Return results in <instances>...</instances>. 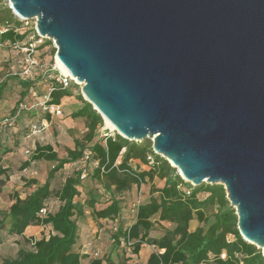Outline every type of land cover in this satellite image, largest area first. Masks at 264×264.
Returning <instances> with one entry per match:
<instances>
[{
  "label": "water",
  "instance_id": "1",
  "mask_svg": "<svg viewBox=\"0 0 264 264\" xmlns=\"http://www.w3.org/2000/svg\"><path fill=\"white\" fill-rule=\"evenodd\" d=\"M7 1L120 136L223 185L264 256V0Z\"/></svg>",
  "mask_w": 264,
  "mask_h": 264
},
{
  "label": "trees",
  "instance_id": "2",
  "mask_svg": "<svg viewBox=\"0 0 264 264\" xmlns=\"http://www.w3.org/2000/svg\"><path fill=\"white\" fill-rule=\"evenodd\" d=\"M24 25L8 1L0 0V28L6 29L0 34V44L17 50L23 47L28 36V32L22 31ZM52 44L47 40L37 50V77L9 75L0 82V101L12 83L19 86L20 100L11 115L14 125L21 105L29 106L33 97L48 99L47 107L61 106L65 99L76 97L81 107L71 117L83 121L85 132L81 138L74 139V148L68 149L65 157L60 158L50 144H36L30 160L22 164V170L37 162L49 163L51 168L43 184L24 178L26 188H35L24 198L14 193L11 206L7 210L0 209V247L4 231L10 236H22L29 227L40 226L51 228L52 233L49 237L28 241L32 248H19L14 257L3 259L2 264H84L89 256L78 246L79 222L88 215L98 223H118L112 240L113 250H121V254L117 259L108 255L89 260L87 264H139L137 260L145 245L154 249L145 264H264L262 250L242 238L236 210L223 185L205 183L195 187L186 182L167 159L154 152L151 140L131 142L119 134L99 138L104 119L83 98L80 86L71 81L69 87H64L52 63L47 71H41L40 52ZM54 53L56 50H52V55ZM43 81L48 88L42 97L38 85ZM41 111L43 118L51 122L53 114L43 108ZM12 126H0V129ZM18 147V142L13 148L8 146L0 131V179L9 178L8 168L1 166L3 158ZM84 162L94 166L92 173L86 167H79L66 177L59 189L53 187L66 165ZM134 162L139 165L135 167ZM140 164L146 168L142 169ZM90 175L97 186L87 190L84 180ZM156 180L164 181V187H157ZM142 185H150V197L137 206L135 222L126 226L122 221V196ZM52 198L60 203L54 213L47 210ZM45 209L46 213L42 214ZM194 220L198 227L191 231L190 224ZM154 232L161 235L153 236Z\"/></svg>",
  "mask_w": 264,
  "mask_h": 264
},
{
  "label": "rangeland",
  "instance_id": "3",
  "mask_svg": "<svg viewBox=\"0 0 264 264\" xmlns=\"http://www.w3.org/2000/svg\"><path fill=\"white\" fill-rule=\"evenodd\" d=\"M9 4V3H8ZM36 20H30L29 25L26 26V30H31L35 27ZM31 28V29H30ZM52 50L57 48L53 42L52 46L46 47L40 52L41 71H47L50 68L51 63L53 67L62 72L58 66V59L56 53L52 55ZM22 53L17 49L0 47V82L9 75H18L20 73V61L22 59ZM53 59V61H51ZM63 73V72H62ZM78 83L76 80L74 81ZM39 84V83H38ZM79 92H81V85ZM41 88V96L43 97L47 90V83L43 81L38 85ZM20 88L16 83H12L10 89L5 93L4 98L0 101V121L10 119L14 113L16 106L20 100L19 96ZM43 100L33 97L29 109L22 111L17 115L16 122L12 127L1 128L0 131L4 135V141L8 146L12 148L15 143H19V147L15 149L13 153L6 155L3 158L1 166L8 168L9 178L2 177L0 179V209L7 210L13 203L12 195L19 193L23 198L28 195L35 187L26 188L24 185V178L35 179L40 184H43L48 176V172L51 165L46 162L33 163L29 168L22 170L21 166L26 160H30L36 144L53 146L55 151L59 153L60 158H63L67 154L68 149L74 148V139L81 138L85 132V125L81 120L72 119L71 115L81 107V103L78 102L76 97L67 98L63 102L60 115H53L52 121L48 122L43 118V112L41 111ZM40 125L38 127L37 125ZM36 125L37 127L31 128ZM31 128V129H30ZM99 138L101 139L106 134L115 135L118 134L116 129L107 125V121L104 120V125L99 129ZM139 165V163H133ZM79 167H86L90 173L94 166L92 164H70L57 175L53 183L55 189H59L67 176L71 175ZM145 168V166H142ZM178 171V170H177ZM179 174V172H178ZM180 175V174H179ZM4 183H1V182ZM157 187H162L164 181L156 180ZM85 189L90 190L96 188V184L91 179V175L84 180ZM82 192L86 195V190ZM149 186L142 185L137 189L134 187L131 191L122 196L124 201V211L122 213V221L126 226L131 225L134 222L136 215V208L138 204L147 201ZM103 194V191H100ZM59 201L56 198H52L47 205L48 212H56L59 208ZM116 223L100 221L96 222L88 215L87 219L80 221V240L79 249L84 251L89 260L99 259L108 255L117 259L121 250L114 251V245L112 240V232H115L117 227ZM52 231L51 228H45L40 226H32L28 228L22 236H10L7 231L3 233V244L0 247V264L3 259L7 257H14L17 251L21 247L32 248V244L28 241H34L44 237H49ZM153 236H160V232L152 233ZM153 249L148 246H144L140 258L137 260L139 264H145L148 256ZM85 261L84 264H87Z\"/></svg>",
  "mask_w": 264,
  "mask_h": 264
},
{
  "label": "built area",
  "instance_id": "4",
  "mask_svg": "<svg viewBox=\"0 0 264 264\" xmlns=\"http://www.w3.org/2000/svg\"><path fill=\"white\" fill-rule=\"evenodd\" d=\"M9 7H10V5H9ZM18 18H19V20L24 22L25 27L29 25L30 20H24L20 17H18ZM4 32H6V29L0 28V34H3ZM26 32H28L26 43L23 45V47H17L23 55L22 59L20 61L21 70H20L19 75L22 77H25V78H34V77H37V75H38L36 73V70L39 67V62L37 59V50L40 46H42L46 43L47 39L39 35V33L36 30V25L33 29L26 30ZM0 47H4V45L0 44ZM59 73L60 74H59L58 80L63 83L64 87H69L70 82L75 81V79H73L70 75H66L62 72H59ZM47 100L48 99H46L45 101H43L41 103L42 108L45 111L51 112L53 115H55V114L60 115L61 114V106L47 107V105H46ZM28 107H29L28 105H21L20 110L18 111V114L21 113L22 111L28 110L29 109ZM13 120H14L13 118L2 120V121H0V126H12ZM33 128H35V127H33ZM107 135L108 134H106L105 136H107ZM83 177H86V175H84ZM41 213L45 214L46 209L42 210ZM223 258H225V256H223Z\"/></svg>",
  "mask_w": 264,
  "mask_h": 264
},
{
  "label": "crops",
  "instance_id": "5",
  "mask_svg": "<svg viewBox=\"0 0 264 264\" xmlns=\"http://www.w3.org/2000/svg\"><path fill=\"white\" fill-rule=\"evenodd\" d=\"M22 31L23 32H26V28H25V26L22 28ZM64 102V101H63ZM63 106V104L61 105V107ZM135 163H137V162H135ZM135 167L137 166V164H133ZM140 166H141V168H142V166H144V165H141L140 164ZM146 168V167H145ZM145 168H142V169H145ZM164 185H165V182H164ZM164 185L162 186V187H159V188H163L164 187ZM149 186V191H150V185H148ZM149 197H150V193L148 192V199H149ZM148 199H147V201H148ZM146 202V201H145ZM145 202H143V203H145ZM141 204V203H140ZM139 205V204H138ZM124 211V210H123ZM135 220H136V215H135V219H134V222H135ZM104 222H107V221H104ZM133 222V223H134ZM132 223V224H133ZM198 227V222L196 221V220H194V221H192L191 222V224H190V230L191 231H194L196 228ZM30 228V227H29ZM145 246H147V245H145ZM149 248H152V247H150V246H148ZM144 248V247H143ZM153 249V248H152ZM154 251V249L151 251V253ZM82 252H84V251H82ZM85 253V252H84ZM150 253V254H151Z\"/></svg>",
  "mask_w": 264,
  "mask_h": 264
},
{
  "label": "bare ground",
  "instance_id": "6",
  "mask_svg": "<svg viewBox=\"0 0 264 264\" xmlns=\"http://www.w3.org/2000/svg\"><path fill=\"white\" fill-rule=\"evenodd\" d=\"M58 66L62 70V72L66 75H70V72L63 66V64L58 60ZM72 77V76H71ZM74 79V78H73ZM76 80V79H75ZM107 121V120H106ZM107 125H109L111 128L116 129L109 121H107Z\"/></svg>",
  "mask_w": 264,
  "mask_h": 264
}]
</instances>
